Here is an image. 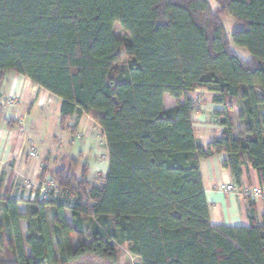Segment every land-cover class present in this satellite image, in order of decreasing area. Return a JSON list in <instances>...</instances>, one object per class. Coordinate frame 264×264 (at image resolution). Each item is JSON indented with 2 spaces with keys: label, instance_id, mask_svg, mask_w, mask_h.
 Listing matches in <instances>:
<instances>
[{
  "label": "trees",
  "instance_id": "obj_1",
  "mask_svg": "<svg viewBox=\"0 0 264 264\" xmlns=\"http://www.w3.org/2000/svg\"><path fill=\"white\" fill-rule=\"evenodd\" d=\"M217 3L219 12L210 0H0V93L9 73L27 77L61 98L63 128L91 116L109 152L102 177L63 155L59 191L27 200L26 213L0 184V264H117L118 244L140 264H264L254 200L250 225H213L200 168L227 153L236 179L251 165L264 186V0ZM224 13L237 22L231 36ZM196 89L224 106L207 146L195 135ZM166 93L184 103L165 109Z\"/></svg>",
  "mask_w": 264,
  "mask_h": 264
},
{
  "label": "crops",
  "instance_id": "obj_2",
  "mask_svg": "<svg viewBox=\"0 0 264 264\" xmlns=\"http://www.w3.org/2000/svg\"><path fill=\"white\" fill-rule=\"evenodd\" d=\"M196 91L209 92L206 89H196L189 92V96ZM210 93L212 92L210 91ZM0 94V99L3 100L2 103L0 102V111L3 115V121L0 120L1 193L9 192L13 180L18 177L21 181V191L17 194L22 199L19 209L21 212L26 213L25 202L30 200L29 197L35 185L40 182L43 168L54 170L62 163L59 157H54L51 161L49 157L52 150L54 152L59 150L58 153L60 154L59 136L55 134L52 140L48 139L50 140L49 143L53 145L50 147L46 139L42 138V135L36 131L38 127L43 125L45 113L51 114L55 111L57 115L61 111L62 100L32 83L27 77L13 72L8 74V79ZM191 97L193 98V96ZM9 98L17 102L16 106L4 101ZM194 101L198 105V111L193 114L196 139L199 144L207 146L213 138L221 135L223 131V126L219 121L220 117L215 113L223 111L224 106L214 102L213 99L212 102L208 101L207 104L202 105H199L198 101ZM178 103H184V98L176 99L168 93L164 95L165 109L173 108ZM9 118H13L17 125L14 127L8 126L4 120ZM231 118L233 119L232 112ZM46 125L51 129L49 123H46ZM68 126L70 128L75 127L74 133L68 129ZM60 127L78 136H90L95 131L99 138L106 142L102 127L87 114L72 116L69 118L66 128L61 126L60 118ZM227 157V153H221L200 160L203 186L209 203L210 221L213 225L248 226L250 225L249 198L244 194V191L247 187L257 186L263 188V186L260 183L257 171L251 165L244 166L241 175L236 179L231 169L223 165ZM99 165V160H97L94 170ZM108 165L107 159L106 171ZM26 181L30 185H25ZM228 184L233 185L237 190L227 192L225 188ZM253 200L256 207V219L262 224L264 222V197ZM66 214L68 219H71L69 210L66 211ZM24 222L27 221L21 220V228L24 236H26L27 225L25 227Z\"/></svg>",
  "mask_w": 264,
  "mask_h": 264
},
{
  "label": "rangeland",
  "instance_id": "obj_3",
  "mask_svg": "<svg viewBox=\"0 0 264 264\" xmlns=\"http://www.w3.org/2000/svg\"><path fill=\"white\" fill-rule=\"evenodd\" d=\"M211 1V6L212 9L216 12H219V4L217 3V0H210ZM222 19L226 25L227 31L229 36H231L233 29L236 27L237 22L229 14H222ZM115 31L118 35H122V31L120 29V25L117 23L115 25ZM235 51L241 54L243 57L248 58L250 56L249 52L238 46H234ZM123 51V49L121 48ZM127 62L126 57L123 55L122 61L120 64H125ZM191 96H193L194 100L198 101L199 105L202 104H207L208 101L212 100L213 94L209 92H202V91H196L191 93ZM0 102L2 103V100L0 99ZM14 105L16 106L17 102L13 100ZM212 102V101H211ZM1 105V104H0ZM41 110V109H40ZM50 112V111H49ZM240 112V107H236L233 112H232V117L235 120V127L237 130L242 128V123L240 119L238 118V114ZM46 114V113H45ZM44 114V123L41 127H38L36 131L42 135L41 137L46 139L47 144L50 142V140L53 139V136L56 134L59 136L60 143L59 146L61 147L60 154L58 153L59 150L57 151H50V161L53 160L54 157H59L68 154L70 156L74 157H80V165L78 167V172H80L82 165L86 162H89L90 164V174L95 177H102L105 175L106 171V163L108 159V152H107V147H106V142L102 141V138H99L97 132H93L92 135L87 136V135H73L71 132L65 131L60 127V118H61V113H57V115L51 112ZM60 115V117H58ZM43 116V114H41ZM46 123H49V126H51V129L48 128ZM100 132V131H99ZM84 134V132H83ZM50 137V138H49ZM50 139V140H48ZM71 142V143H70ZM49 146H53L52 143H49ZM41 147V146H38ZM80 154H82L80 156ZM99 160L100 165L95 168L96 162ZM53 170L49 169L47 175L52 176ZM23 208H25L23 206ZM27 222H24V226L26 227ZM24 227V228H25ZM88 230V227H87ZM26 231V229H25ZM26 233V232H25ZM72 243L73 246L76 247L79 244V241L76 237H72ZM26 250L30 253V249L27 246ZM116 253H117V264H140V259L133 255L129 249L127 244H118L116 248Z\"/></svg>",
  "mask_w": 264,
  "mask_h": 264
},
{
  "label": "built area",
  "instance_id": "obj_4",
  "mask_svg": "<svg viewBox=\"0 0 264 264\" xmlns=\"http://www.w3.org/2000/svg\"><path fill=\"white\" fill-rule=\"evenodd\" d=\"M6 102H8L9 104L13 105L14 102L12 100V98H9L7 100H4ZM3 102V100H2ZM21 181L20 179L17 177L13 180L12 185H11V193L15 194L16 192L21 191V185H20ZM30 185L28 184V182H25V185ZM225 190L227 192H235L237 189L231 185L228 184L225 188ZM59 191V186L56 182V180L49 175H45L40 182L35 185L34 190L32 192V194L30 195V200H35V199H40V200H50L53 199L56 195V193ZM244 194L247 197H250L252 199H256V198H263L264 197V186L263 188L261 187H257V186H253V187H247L244 191Z\"/></svg>",
  "mask_w": 264,
  "mask_h": 264
}]
</instances>
